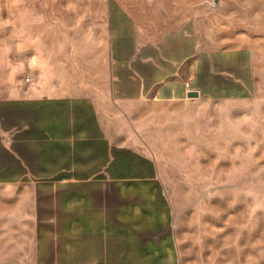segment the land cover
<instances>
[{
    "label": "crops",
    "instance_id": "1",
    "mask_svg": "<svg viewBox=\"0 0 264 264\" xmlns=\"http://www.w3.org/2000/svg\"><path fill=\"white\" fill-rule=\"evenodd\" d=\"M106 19L112 102L0 99V264H180L158 165L119 141L112 107L264 94L251 48L208 49L190 22L142 25L119 0Z\"/></svg>",
    "mask_w": 264,
    "mask_h": 264
},
{
    "label": "rangeland",
    "instance_id": "2",
    "mask_svg": "<svg viewBox=\"0 0 264 264\" xmlns=\"http://www.w3.org/2000/svg\"><path fill=\"white\" fill-rule=\"evenodd\" d=\"M140 24L190 22L204 47L264 59V0H119ZM108 0H0V99L111 101ZM264 83V79L262 80ZM119 141L157 163L180 264H264V94L112 107Z\"/></svg>",
    "mask_w": 264,
    "mask_h": 264
},
{
    "label": "water",
    "instance_id": "3",
    "mask_svg": "<svg viewBox=\"0 0 264 264\" xmlns=\"http://www.w3.org/2000/svg\"><path fill=\"white\" fill-rule=\"evenodd\" d=\"M189 96H190V97H199L200 95H199L198 92H191V93L189 94Z\"/></svg>",
    "mask_w": 264,
    "mask_h": 264
}]
</instances>
